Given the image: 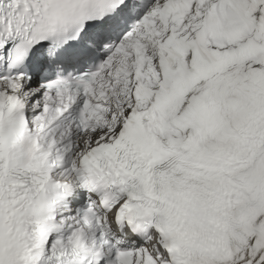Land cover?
Wrapping results in <instances>:
<instances>
[{
	"label": "snow or ice",
	"instance_id": "1",
	"mask_svg": "<svg viewBox=\"0 0 264 264\" xmlns=\"http://www.w3.org/2000/svg\"><path fill=\"white\" fill-rule=\"evenodd\" d=\"M0 264H264V0H0Z\"/></svg>",
	"mask_w": 264,
	"mask_h": 264
}]
</instances>
